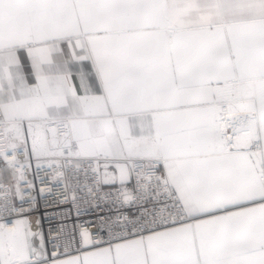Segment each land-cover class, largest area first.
<instances>
[{
    "label": "snow or ice",
    "instance_id": "obj_1",
    "mask_svg": "<svg viewBox=\"0 0 264 264\" xmlns=\"http://www.w3.org/2000/svg\"><path fill=\"white\" fill-rule=\"evenodd\" d=\"M0 264H264V0H0Z\"/></svg>",
    "mask_w": 264,
    "mask_h": 264
},
{
    "label": "built area",
    "instance_id": "obj_2",
    "mask_svg": "<svg viewBox=\"0 0 264 264\" xmlns=\"http://www.w3.org/2000/svg\"><path fill=\"white\" fill-rule=\"evenodd\" d=\"M21 159H23V157H21ZM31 163H32V168L29 169V172H28V179H30V180L34 179V176H35V173H36V167H35L36 162L33 160ZM46 170H47V166L45 165V167L40 170L39 175L41 177H44V178L47 179L48 177L45 176ZM34 183L37 186V190L39 189V187L43 186V185L40 184V181L38 179H34ZM49 186H51V185H49ZM45 195H49V194L45 193ZM42 223H43V228H44L45 232H47V230L50 227H55L56 226L57 221H51L50 222L49 219L45 218V219H43Z\"/></svg>",
    "mask_w": 264,
    "mask_h": 264
}]
</instances>
